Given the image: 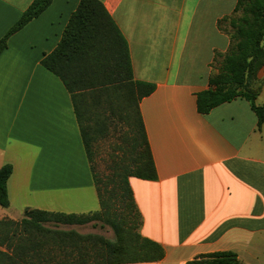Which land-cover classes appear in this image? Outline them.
Here are the masks:
<instances>
[{
	"label": "crops",
	"instance_id": "obj_1",
	"mask_svg": "<svg viewBox=\"0 0 264 264\" xmlns=\"http://www.w3.org/2000/svg\"><path fill=\"white\" fill-rule=\"evenodd\" d=\"M33 1L0 0V40ZM100 1L128 45L134 81L155 86L139 109L156 179L129 183L140 234L165 254L131 264H186L221 251L264 264V123L244 99L207 114L197 107L230 48L238 0ZM80 2L53 0L0 55V168L13 167L0 221H21L27 209L100 210L72 95L42 65ZM249 89L264 106V65Z\"/></svg>",
	"mask_w": 264,
	"mask_h": 264
},
{
	"label": "trees",
	"instance_id": "obj_2",
	"mask_svg": "<svg viewBox=\"0 0 264 264\" xmlns=\"http://www.w3.org/2000/svg\"><path fill=\"white\" fill-rule=\"evenodd\" d=\"M53 0H34L17 23L0 40V55L8 46L9 39L34 19L38 18ZM235 13L230 19L231 45L219 73L209 81L210 88L197 95V107L201 114L214 108L244 99L250 103L258 118L259 127L264 123V106L255 103L257 93L249 89L253 73L264 65V0H238ZM118 49L113 69L117 79L113 85L127 81L136 97L135 116L141 136L139 151L132 158L119 159L111 166L106 180L100 179L93 167L95 138L86 126L85 113L74 71L86 64L105 58L107 48ZM42 65L59 77L72 95L75 113L80 126L83 143L91 165L98 192L100 210L88 215L51 213L27 209L21 221H0V264H77L85 261V253L91 242L90 235H81L63 226H83L101 221L110 226L116 236L115 242L103 241L104 264H131L158 262L164 257V249L140 234L141 215L136 207L130 187L131 177L154 180L156 170L142 121L139 104L150 95L155 86L133 79L128 45L100 0H81L56 49L45 56ZM101 131V130H100ZM123 152H126L125 150ZM13 173L9 164L0 168V206L9 207L8 181ZM123 209H120V207ZM135 216L137 223H131ZM62 258V259H61ZM186 264H241L237 253L221 251L203 254Z\"/></svg>",
	"mask_w": 264,
	"mask_h": 264
},
{
	"label": "rangeland",
	"instance_id": "obj_3",
	"mask_svg": "<svg viewBox=\"0 0 264 264\" xmlns=\"http://www.w3.org/2000/svg\"><path fill=\"white\" fill-rule=\"evenodd\" d=\"M240 15L241 13H238L237 17ZM117 51L116 47L110 46L105 58L86 64L73 73L85 113L86 126L96 139L92 165L95 173L104 181L110 174L114 161L136 156L134 153L140 150L138 144L141 142L135 116L137 93L135 92V96L132 94L127 81L116 87L113 85L117 77L111 67L117 60ZM124 150L126 152H123ZM130 220L133 224L137 223L135 216L130 217ZM62 229L91 236L85 261H78L77 264H104L102 240H116L113 229L101 221H92L83 226H63Z\"/></svg>",
	"mask_w": 264,
	"mask_h": 264
}]
</instances>
